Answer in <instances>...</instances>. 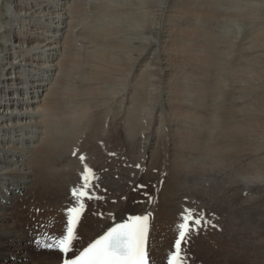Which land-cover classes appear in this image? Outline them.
I'll list each match as a JSON object with an SVG mask.
<instances>
[{"label":"bare ground","instance_id":"obj_1","mask_svg":"<svg viewBox=\"0 0 264 264\" xmlns=\"http://www.w3.org/2000/svg\"><path fill=\"white\" fill-rule=\"evenodd\" d=\"M16 1L17 9L21 12H24V14L28 13L31 16L35 13H42L46 11V6L48 5V3L43 4L42 1L48 2L50 0ZM53 1L51 0V2ZM116 1L117 0H111L113 5L115 3V6ZM125 1H120V3L123 4V2ZM132 1L134 3L135 0H130V3ZM136 1L140 2V0ZM244 1L248 6L251 3H264V0ZM83 2L84 0H64L62 3V8L64 7L65 9V16H63V18H60L59 16L46 18H50V20H44L43 22H41V24L43 25V30L40 32V35L38 34L37 36H34V33L27 32L29 29L28 26L30 22L26 23V19L24 20L23 24L24 29L26 28V33L23 31L21 35L18 33L14 35L16 42H20L22 44L26 43L27 46L28 44H30L31 49L48 47V49H46L48 51H51V49H54V47L51 48V46L57 43L62 44L63 49L61 54L62 56L58 60V62H56V64H49L48 69L46 70L51 71L53 70L51 67H53V65H57L54 70L58 69V72L60 71V73L58 74V76H56L55 79L50 78L48 75L44 76V74H37V72L34 73L32 71H28L27 73H24L19 72L18 70L14 71L18 75H11L9 78L10 80L13 79V88L19 95H25V90L30 89V93L33 94V97L39 98L40 96H43L42 99L38 101V103L42 101L41 107L43 108V110L41 114L38 115L35 114L33 111L31 112L29 110L31 106H28L26 103H32V107H34L33 103L35 99L33 98L25 102L22 98H20V100H16L12 97L8 99V102H0V108L2 107V105L4 106L2 110L0 109V119H2L0 122L1 124L4 123L3 121H5L3 120L4 116V119H7V122L5 121L4 124L8 128H12L13 125L19 123L20 121H22V123L28 122L27 126L29 125L31 127H36V123H38V127L39 125L40 127H42V130L40 129V132L34 130V135H37L36 133H38V136L35 137L34 135H31V138H29L28 144L25 148L28 149V153H30L29 156L26 155L27 158L23 162L24 167L28 171H24L21 175L16 174L18 173V170H14V172L12 173H7L11 174L13 177H16L18 180L20 178L29 177L30 185H27L29 186L27 192L25 194H18L19 192H21V183L19 184L18 181L17 183H9L7 185V188H0V264H60V262L62 261L63 254L59 253V251L57 250L48 249L46 245L53 243V241L58 238V235H61L63 233L62 226L60 224V219H63L64 217V215H61V212L62 208L65 209V206H63L62 204V202L65 201V197H69L70 199V195L73 194L74 190L77 191V193H79L80 190H83L84 192H87V190H96L98 191V194L100 191L102 193L104 192L106 194H109V197H112L111 195L113 194L110 195V193H113L114 190L119 189L120 187H124L120 185V182L117 184V179L119 178V175L125 173V171L119 168L117 162L121 158L125 162L133 161L131 157L133 152L132 148L134 147V143L136 142V139L133 140V132H140V129L143 128V125L141 123L142 116L140 115V103H142L144 100L146 101V99H143V101H141V98L147 93L145 86V80L147 79V75L139 73L138 75L136 73L137 75L132 76L131 80H133L134 82L136 81L137 84L141 86L137 89L136 92L133 91L134 93L131 94L129 101L130 105L127 106L124 115L118 118L119 120L115 119L116 115L112 114V116H108L107 112L100 106L101 104H99V101L101 102V100H106L105 102H108L111 97V92L117 90L116 84H121L123 85L122 87L125 88V78L127 77L128 71L131 67L126 59L121 58V55H119L118 51L112 50V48L109 47L110 43L108 42L110 41L105 42L104 39L99 44V46H97V48L93 50L89 49V52L88 50L85 51L84 54H86V52H88V54H82L83 58H79L76 55L75 51L77 52V49H75L76 47L73 42L72 30L75 29V26H77L80 19H82L81 17L84 9ZM107 2L106 5L108 4ZM225 2L226 0H171V5L169 6L170 9L176 12H184V14H187V16L195 14L196 16L202 18H205L206 16L219 18V15L222 10L218 9L223 8V5H226ZM126 3H128V0L126 1ZM101 4L93 5L94 7H99ZM90 5H92V3ZM106 5L104 4L103 6ZM123 5L125 6V4ZM136 5H132V7H137ZM158 5H161V3H158L157 7ZM242 5L240 7H242ZM129 6L131 5L129 4ZM179 6H181V8H179ZM50 7L53 6L51 5ZM117 7L120 9L119 6H116V8ZM118 8L116 12L119 11ZM231 8L234 9L233 7ZM258 8L260 7L258 6ZM133 9L134 8H132V10ZM254 9L256 10L255 7L252 8V10ZM99 10L100 9L98 8V11ZM101 10L100 12H102ZM110 10L111 12H114L116 9ZM126 10L128 11L129 9ZM136 10L138 11V9ZM47 11L50 10L48 9ZM258 11L259 10H257V12ZM123 12L128 13L125 10ZM257 12L254 11V13ZM119 13L120 12H118L117 14L119 15ZM48 14L49 13H47V15ZM246 15L250 14L245 12L243 16ZM106 16L110 17V15L108 14H106ZM258 16H260L259 12L257 17ZM56 17L58 18V24L54 27H51V19ZM100 17L102 18L103 16ZM179 17L181 18L182 16ZM123 19H125V17ZM99 20L101 21L102 19L99 18ZM29 21H31V19ZM259 21L262 20L259 19ZM106 22L110 24L109 21ZM125 22L126 21H124V23ZM172 22L176 23L177 21H175L174 19ZM179 22L180 21L178 20V24L176 25H179ZM63 23L65 24L63 25ZM107 23L105 24V26H108ZM103 24L104 22L102 23V25ZM111 24L113 25V23ZM182 24H184L182 28L178 27L181 29H179L180 32L178 33L176 31L175 33H173V38L169 44L173 45L174 47L168 46L170 47V52L166 54V56H168L166 60L167 62L165 63L167 64L165 65L166 72H170V74L168 73V75H170V77L174 76L171 82L172 86L170 87L172 88L171 93L173 97L171 96L168 103L169 111L171 114L170 116L173 117L171 120L174 121V124L177 127L172 129V132L170 131L171 133L169 134L172 139L171 144H173V147L169 148L166 142H160L158 141V139H156V142H153L152 145L148 147L146 159H143V167L141 169V172L138 174L139 179L137 178L139 184L144 185L145 190L138 192V194H136V197L129 193L128 198L124 201H122L119 197L120 201L116 200L117 202H115V204L109 203L110 206L105 209L102 208L101 210L99 209V211L89 212L87 216H85V218H87L86 220L89 221L85 223L82 219L79 225L77 224L78 227H75L77 239L73 241L72 252L77 254L91 240L103 234L110 227H113L122 222L130 221L132 217L137 215L149 218V213H153L155 215V218L157 217L160 229L155 233V235L152 234V236H154L155 238V243L150 245L149 239L151 237L149 238V236L151 234H149L150 230L148 223V264H168L167 258L169 256V251L170 253L172 252L171 250H176L175 253L177 252L175 242L177 240H180V243H185V241L190 236H193V239L195 241L197 240L199 242V245L203 246V248L206 249L204 255L202 256L205 258L203 264H264V206L260 205L261 202L256 203L255 206L246 205V207H243L242 204H237V207L233 204L228 205L224 201L221 195L222 193L220 194L221 190H215V186L212 183L209 185V187L211 188L210 191L196 193L199 194L202 198H204V200H207L209 202V204L206 205L208 206L207 211L200 210L196 213L200 212L206 214L209 220L204 221L202 219L199 225H194L195 221H193V229L197 231V233L194 232L193 235L191 227L189 226V224L191 225V222H189L185 229L187 233L186 236L183 238H181L180 236L181 229L179 228V225L181 221H183V219H180L181 214L179 213L181 212L182 207L180 208L179 203L175 201L176 199L174 200V197L178 196V199L181 200L182 197L191 195L193 190H196L198 188L195 187L196 185L201 188L200 185H203L202 180L205 178H208V180L213 181L214 184H217L218 179H222L221 181H223L224 178H221L222 174H219L220 171L223 170V167L219 169L216 167V165H224V162L222 161L223 163H220L219 160H226V158L231 157H239L241 154L255 150L253 149L255 148L253 147L254 145L248 143V141L250 140L249 138H251V136H253L255 132L262 130L264 124V119L262 116L248 117L246 115L244 119H241L239 121L238 118L241 116H239L237 120H232L234 114L237 113L236 111H234L228 106H224L223 108L219 109V111L217 108L211 107L208 104L207 99L210 101L215 95V87L213 86L214 83L212 84L211 82V77L213 76L212 73H214L215 70L212 68L218 67V54L215 51L217 49V46L215 48L210 47L206 44V42L201 41L202 34L200 33V31H194L192 29H189V26L185 20L182 21ZM261 24L263 25V23ZM114 25H116V23ZM259 26L261 25H258L257 29H262V27H264V25L261 28ZM80 32L82 31L80 30ZM99 32L100 30H97L93 34V36L97 39L101 38V33ZM86 33L87 32H85V34ZM78 34L81 35V33L79 32ZM107 35L110 36V34ZM254 35L256 36V33H254ZM91 37H89V39ZM90 41L94 40L92 39ZM94 46H96V44H94ZM140 47L142 48L143 45ZM90 50H92V52H90ZM55 54H57V49L52 52L51 60H54L53 55ZM58 56L59 54H57L55 59H57ZM49 58V52L46 53V56L44 53L43 56L39 54V56L37 57L33 56V53L31 52V55L26 58V62L28 63V65L31 66L33 64H37L36 61L39 60L42 62L38 63V65H42L50 61ZM244 64L243 68L246 65ZM8 69H10V67ZM240 70L242 71V69ZM231 72H233V70ZM74 73H80L81 75L80 77H76ZM237 78L238 77H236V79ZM184 80H186V82ZM190 81L197 82L195 83L197 84V86L185 87L186 83ZM108 83L111 84V91L106 90V84ZM41 87L42 89H40ZM6 89L7 88H3L2 90H0V92H6ZM241 89L239 88L240 91ZM40 91H42L41 94H39ZM43 92H45L44 95ZM190 92L193 93V97L189 100L190 103H187L186 100L188 99ZM3 94L6 95V93ZM34 94H37V96H34ZM239 96L241 95L239 94ZM241 99L243 101V98ZM96 104H99L97 108ZM19 105L20 107H18ZM242 106L243 105L241 104V108L243 109ZM16 108L19 109L17 113L14 112ZM8 110H11L10 113L13 116H5L9 113ZM4 111H6V113ZM217 118L221 119L220 123L215 121ZM1 127V129H4L3 125ZM160 132V130L156 132L157 137H159ZM164 133L167 134L166 132ZM33 139L34 143L32 144L31 140ZM11 148L12 149L10 153H7V157L2 156V154L0 155V164L2 162H6L8 158V161L15 160V162L18 163L19 158H22L21 155L23 154V149L22 152H20V149L18 147L17 148L19 150H17L14 146H12ZM168 148L171 151L170 158L168 160V162L171 164V167H169L170 170L167 172L168 176L166 175L167 177H164L163 168L167 161L164 157ZM0 150L4 151V149ZM197 151H199V154H202V156L207 157L206 161L210 163H208L209 165L206 164L208 166L201 165L197 167H191L192 163L194 162L191 158L194 157L193 159H195L196 157H199V154L195 153ZM260 161H262V159ZM187 163L189 165H187ZM18 168L20 169V166ZM255 169H257V167ZM85 177H87L86 188ZM188 177L192 178V184H189L188 186H186L185 184L182 186L181 184V187L180 182H182V180L187 179ZM161 179H163V182L162 185H159ZM173 179H176V181L173 182ZM118 186L120 187L118 188ZM156 186H158L156 189L159 188V190L161 191L160 195L162 196H160V199H158V203L154 204L151 199L149 200V196L146 195V197H144V194L146 192H149V189L152 190ZM227 190L228 188H223V194L224 192L226 193ZM94 191H92L91 193H94ZM20 195H24L23 198H19L20 200L22 199V201H18V197ZM180 196L181 198H179ZM38 197H41V200L46 199L44 200L45 202L40 201L38 203H33L32 198L38 199ZM72 197L75 196L72 195ZM71 199L73 200V198ZM3 200L4 202L1 203V201ZM131 200H134L133 205L127 207L129 205H126V203L128 201L130 202ZM260 200H264V196L262 194ZM182 201L181 203H183ZM101 207L103 206L100 205V208ZM100 212L102 214V218H100ZM184 212L188 214L187 211L184 210ZM82 223H85L86 225H83ZM232 223L238 227H235L233 228V230H230L228 229V227L233 226ZM82 225L85 227L83 228ZM243 226H245V228L248 226L254 228L257 232V237H259V239H257L256 237H248L247 235H245L246 232L242 231ZM43 228H45L44 230L46 231H42L43 234H39L40 230H43ZM204 229H206V234L202 233L203 231L201 232V230ZM81 231L84 232V236L81 239L82 241L77 244V242L80 241H78V235ZM224 231L225 235L223 236ZM32 232L34 233L33 236H40L38 237V239L42 241L41 246L43 247V250L39 252L41 256L38 255V257L36 258H33L31 256V251L27 246V244H30L27 243L28 233L33 234ZM241 232L245 234L240 237L239 235L241 234ZM233 235L234 237L239 236L240 241L238 242V244H233L232 248L228 250L226 245L229 241L226 240V238L231 237L233 239ZM170 241H175V245L171 244L170 246ZM199 245L197 246L198 251L202 250L201 246ZM151 247H153L154 251L151 250ZM68 255L71 256V253H69Z\"/></svg>","mask_w":264,"mask_h":264},{"label":"rangeland","instance_id":"obj_2","mask_svg":"<svg viewBox=\"0 0 264 264\" xmlns=\"http://www.w3.org/2000/svg\"><path fill=\"white\" fill-rule=\"evenodd\" d=\"M40 1H42V0H40ZM63 1L64 0H55L53 2H51V0L48 2L42 1L43 4L48 3V5L46 6V9L47 10L49 9L50 11L46 10L42 13H35L34 15L30 16L28 13L24 14V12H21L17 9V6H16L17 1L16 0H0V10H1L0 11V90H2L3 88H7L6 92H2V91L0 92V102L1 103L8 102L9 101L8 99H10L12 97H13V99H16V100H18V99L20 100V98H22L25 102L30 100L31 98H33V99H35V101L33 103L34 107H32V103H26L28 106H31L29 110L31 112L33 111L35 114H38V115L42 113V110H43V108L41 107L42 101H40L39 103H38V101L40 99H42L43 96H40V97L38 96L39 98L33 97V94L30 93V89L25 90V93H26L25 95H23V96L19 95L16 92V90L13 88V84H12L13 79L10 80L9 78L11 75L15 76L17 73L14 71L18 70L19 72H24V73H27L28 71H32L34 73L37 72V74H41V75L44 74V76L48 75L50 78L55 79L56 76H58V74L60 73V71L58 72V69H56L57 71L54 70L55 67H57V65H53V67H51L53 70H51V71H46V70L48 69L49 64H56V62H58V60L61 58L63 46L60 43L53 44L51 46V48L54 47V49L53 50L51 49V51L47 50L48 47L31 49L30 44H28V46H27L26 43L22 44L20 42H16L14 35H16L17 33L21 35L23 33V31L26 33V28L24 29V27H23L25 19H26V21H25L26 23L30 22V24L28 26L29 29L27 32L28 33L29 32L34 33V36H37L38 34L40 35L41 34L40 32L43 30V28H42L43 25L41 24V22H43L44 20H46V21L50 20V18L49 19H46V18L54 17V16H59L60 18H63V16H65L64 15L65 9H64V7L62 8ZM120 1L122 2L125 0H117L116 1V6L120 7V9L117 7L119 10L118 12H120L118 15L117 14L118 12H116L117 8L115 6V3L113 5L111 0H105V1L104 0L103 1L102 0H84V2H83V8L84 9H83L82 17H81L82 19H80L78 25L75 26V29L72 30L73 31L72 37H73V42H74L75 47H76L75 49H77V52L75 51V53L79 58H83L82 54H84L85 51L88 50V52H89V49L93 50V49L97 48V46H99V44L104 39L105 42L110 41V42H108V43H110L109 47L112 48V50L118 51L119 55H121V58L126 59L128 61V63L130 64L131 68L129 69L127 77L125 78V81H126V83L124 84L125 88L122 87L123 85H121V84H116L117 85L116 89L118 91L119 90L120 91L118 92L115 89L116 91L111 92V94H110L111 97L109 100L110 102L108 100H107L108 102H105L106 100L105 101L101 100V102L99 101V104H101L100 106L102 107V109H104L107 112L108 116H112V114L116 115L115 119L119 120L118 118H120L124 115V113L126 112L127 106L130 105L129 101H130L131 94L136 92L137 89L141 86V85H138L136 81L134 82L133 80H131L132 76H135L138 73L147 75V79L145 80V83H146L145 86H146V92L148 94L146 93V95H144L141 98V101H143V99H146V101L144 100L145 104H144V101L142 103H140V113H141L140 115L142 116V118H141L142 122L141 123L143 125L142 126L143 128L142 129L139 128L140 132L139 131L133 132V136H134L133 140L136 139L135 140L136 142L134 143V147L132 148L133 152L131 155L133 161H128V162L126 161L125 162L121 158L117 162L119 168L121 170L125 171L124 174L119 175V178L117 179L118 180L117 184L120 182V185H122L124 187L118 186V188L120 187L119 189H116L113 191V193H110V195L111 194L114 195V196L111 195L112 197H109V194H106L104 192H103L104 193L103 194L100 191L98 194V191H96V190L95 191L94 190H87V192H85V195L79 196V198H77V196L72 197L73 194L70 195V199H69V197H65V201L68 198V200H67L68 202L67 201L62 202L63 206H65V209L62 208L61 215H64V217H63V219H60L61 220L60 224L62 226L63 232L66 229L65 226L67 225L66 221H67V209L68 208L74 207V208H77L80 210V218H79V221L77 223L79 225V223L82 219H83V222H85V223L89 221V220L87 221L86 220L87 218H85V216H87V214L89 212L99 211V209L101 210L102 208L105 209L108 206H110V204H115V202L120 201V198L122 201H124L125 199L128 198L129 193L131 195H134V197H136V194H138V192L144 191L145 190L144 185L139 184V182H138V179H139L138 174L141 172V169L143 167V165H142L144 163L143 159L144 160L146 159L148 147L150 145H152L153 142H156V139H158V141H160V142H166L167 146L169 148L173 147V144H171L172 139H171V136L169 134L172 132L171 131L172 129L177 128V127L175 126L174 121L171 120L173 117L170 116L171 114L169 111V104L168 103H169V99L171 98V96L173 97V95L171 93L172 88H170V87L172 86L171 82H172L174 76L170 77V75H168V73L170 74V72H168V71L166 72L165 65H167V64H165V63L167 62L166 60H167V56H168V55L166 56V54L168 52H170L169 48L171 46H173V45L169 44L173 38V33H175L176 31L178 33L180 32V30H181L180 28H182L184 26V24H182L183 20H185L187 22L189 29H192L194 31H197V30L200 31V33L202 34L201 41L206 42V44L210 47L215 48L217 46V49L215 51L218 54V58H217V66L218 67L212 68L215 70H214V73H212L213 78L211 77V79H212L211 82H212V84L214 83L213 86L215 87L214 88L215 95L210 101L207 99L208 104L211 107L217 108L218 110L223 108L224 106L230 107L231 109H233L234 111L237 112L234 114V117L232 118V120L233 119L237 120V118L239 116H241L238 118V121H239L241 119H244L246 115L248 117L249 116H262L264 119V116H263L264 115V111H263L264 110V58H263L264 57V29H263L264 27H262L264 25V3H251L248 6L244 0H241V1L240 0H226V2H225L226 5H223V8L218 9V10H222V12L219 15V18H217V17L213 18L212 16H210V17L206 16L205 18H202V17L196 16L195 14H191L190 16H187V14H184V12L183 13H181V11L176 12V11L170 9L169 5H171V0H166V1L165 0H159V1L158 0H147V2H146V0H144V1L140 0V2H137L135 0L134 3H133V1L130 3V0H128V3L131 6H129V4L126 3V1H127L126 0L125 2H123V4H125L126 7L123 4H121ZM148 1H150V2H148ZM106 2L108 3L107 5H106ZM113 2H115V1H113ZM91 3H92V5L93 4H95V5L101 4L102 6L100 5L101 8H100V6L94 7V5L93 6L90 5ZM103 3L106 6H103L104 5ZM153 3H155L156 5ZM158 3L159 4L161 3V5H158V7H157ZM134 4L135 5L137 4L136 5L137 7H132V5L135 6ZM252 4L256 5L257 7L253 6ZM51 5L53 7H50ZM241 5H242V7H240ZM244 5H245V7H244ZM230 6L233 7L234 9H232ZM250 6L252 8L255 7L256 10L255 9L252 10V8ZM258 6L260 8H258ZM104 7H105V9H104ZM121 7L124 9H122ZM248 7H249V9H248ZM91 8H94V9H91ZM98 8L100 10L102 9L101 10L102 12H100V10L98 11ZM132 8H134V9L132 10ZM179 8H181V6H179ZM110 9H116V10L114 12L112 11L113 12L112 13ZM121 9L123 11L125 10L128 13H124ZM126 9H129V10L127 11ZM136 9H138V11ZM240 9H242V10H240ZM236 10L238 13L236 12ZM249 10H251V11H249ZM257 10H259L258 11L259 15H260V16H258L259 18L257 17V15H258ZM103 11H105V12H103ZM254 11L257 13H254ZM95 12L96 13L99 12V13L96 14ZM138 12H139V14H138ZM245 12L249 13L250 15L243 16L245 14ZM47 13H49V14L47 15ZM121 13H122V15H121ZM106 14L110 15V17L106 16ZM100 16H103V17L101 18ZM104 16H106V17H104ZM113 16H115V17H113ZM157 16H159V17H157ZM179 16H182V17L180 18ZM119 17L120 18L122 17V18L120 19ZM124 17H125V19H123ZM166 17H168V18H166ZM237 17H239V18H237ZM99 18L102 20L100 21ZM30 19H31V21H29ZM57 19H58L57 17L51 19V21H52L51 27H54L55 25L58 24ZM174 19H175V21H177L176 23L172 22ZM259 19H261L262 21H259ZM39 20H41V21H39ZM123 20L126 22L124 23ZM178 20L180 21L179 22L180 24L176 25V24H178ZM106 21H109L110 24L113 23V25L112 24L110 25ZM103 22H104V24L102 25ZM105 22L108 24V26L109 25L110 26L109 27L107 25L105 26V24H106ZM115 23H116V25H114ZM261 23H263V25ZM64 24L65 23H63V25ZM258 25H261L259 27L260 28L262 27V29H257ZM178 27H180V28H178ZM103 28H105V29H103ZM116 28H118V29H116ZM80 30L82 32H80ZM97 30H100L99 33H101V38L104 35H105L104 36L105 38L104 37L102 39L101 38L100 39L95 38L93 36V34ZM258 30L260 33L258 32ZM106 31H107V33H106ZM110 31H112V32H110ZM120 31H121V33H120ZM78 32L81 33V35H79ZM85 32H87V33L85 34ZM254 33H256V36L254 35ZM107 34H110V36ZM86 35H88V36H86ZM89 35H91L92 37ZM120 36H121V38H120ZM251 36H253V37H251ZM89 37H91V38L89 39ZM150 37H152V38H150ZM92 39L94 41H90ZM95 41H98V42H95ZM255 42H257V43H255ZM115 43H118L119 45L115 44ZM138 43H139V45H138ZM94 44H96V46H94ZM113 44H114V47H113ZM142 45H143V47L141 48L140 46H142ZM168 46H170V47H168ZM89 47H91V48H89ZM175 47H176V45H175ZM228 47H230V48H228ZM131 48H133V49H131ZM55 49H57V54H59V56L57 59H55V57L57 56V54H55V55H53L54 60H51L52 52H54ZM134 49H136V50H134ZM27 50H30V51H27ZM92 50H90V52H92ZM31 52L33 53V56H35V57L39 56V54L43 56L44 53L46 56V53L49 52L50 53V58H49L50 61H48L42 65H38V63H41L42 61L37 60L36 61L37 64H33L30 66L26 62V58L31 55ZM88 52H86V54H88ZM86 54H84V55H86ZM80 55H81V57H80ZM226 56H227V58H226ZM164 58H165V60H164ZM258 58H260V59H258ZM221 62H222V64H221ZM257 62H259V63H257ZM260 63H262V64H260ZM243 64L245 65L244 68H243ZM145 65H146V68H145ZM223 66H225L227 68H225ZM9 67H10V69H8ZM157 67H159V68H157ZM160 68H162V69H160ZM220 68H221V70H220ZM235 68H236V70H235ZM240 69H242V71ZM244 69L247 71H245ZM232 70H233V72H231ZM155 71H156V73H155ZM160 72H162V73H160ZM78 74L74 73V75L76 77L77 76L80 77L81 74L80 73H78ZM162 75L165 77H163ZM155 76L158 78H156ZM246 76H248V77H246ZM236 77H238V78L236 79ZM242 77H243V79H242ZM184 81L186 82V80H184ZM192 82L193 81L186 83L185 87L197 86V84H195L197 82H193V83ZM128 83H129V85H128ZM189 83H191L192 85ZM217 83H218V85H217ZM108 84H106V88H107L106 90L111 91V86H110L111 84L110 83H108ZM193 84H195V85H193ZM221 88H223V89H221ZM234 88H236V89H234ZM239 88L240 89L242 88L241 91L239 90ZM40 89H42V87ZM236 90H238V91H236ZM166 92H168V93H166ZM3 93H6V95ZM41 93H42V91L39 92V94H41ZM114 93H115V95H114ZM44 94H45V92H43V95ZM239 94L241 96H239ZM194 95H195V93H194ZM218 95H220V96H218ZM34 96H37V94H34ZM238 96H239V98H238ZM192 97H193V93L190 92L188 99L186 100L187 103H190L189 100ZM240 97L243 98V101ZM257 100H259V101H257ZM120 101H121V103H120ZM231 102H232V104H231ZM118 103H120V104H118ZM212 103H213V105H212ZM99 104H96V108L98 107ZM105 104H106V106H105ZM117 104L120 106H118ZM241 104L243 105L242 106L243 109L241 108ZM8 106H5V107H8ZM3 107L4 106L2 105V107L0 109L2 110ZM18 107H20V105ZM22 110H24V109H22ZM246 110H248V111H246ZM18 111H19V109H17V108L14 110V112H16V113ZM4 112L6 113V111H4ZM8 112L9 113L5 116L10 117L12 115L10 113L11 110H8ZM249 113H250V115H249ZM256 113H258V114H256ZM254 114H256V115H254ZM0 115H1V112H0ZM4 118L5 117L3 116V120H5L7 122V119H4ZM1 120L2 119H0V122H1ZM5 121H3V122L5 123ZM215 121L220 123L221 119L217 118ZM4 123H2V124L0 123V149H4V151L0 150V155L2 154V156L7 157V153H10L12 146H14L17 150L20 149V152H22V149H23V154L21 155L22 158L21 159L19 158L18 163H16L15 160L8 161V159H9L8 158L6 160V162H2L0 164V188H7V185L9 183H17V181H18L19 184L21 183L20 184L21 185V190H20L21 192H19L18 194H25L28 190V187H29L27 185H30L29 184V180H30L29 177L28 178H26V177L20 178L18 180L16 177H13L11 174H7V173H12V172H14V170H18V173H16V174L21 175L24 171H28L24 167L23 162L27 158L26 155L29 156L30 153H28V149H25V148L28 144L29 138H31V135L35 134L34 130H37L38 132H40V129L42 130V127H40V125L38 127V123H36V127H31L29 125L27 126L28 122L22 123V121H20L19 123L15 124V125L12 124L13 125L12 128H8ZM170 123H172V124H170ZM2 125H3L4 129H1ZM159 130L161 132L159 134V137H157L156 132ZM164 132H166L167 134H165ZM36 134L37 135H34L35 137L38 136V133H36ZM34 136H33V138H34ZM251 138H253V139H251ZM251 138H249L250 140L248 141V143L251 145H254L253 147H255V148H253V149H255V150L248 151L249 153L246 152L244 154H241L239 157H231V158H226V160H223V159L219 160L220 163L222 161L224 162V165H216V167L219 169L223 167V170L220 171V173H219V174H222L221 178H224L223 181H221L222 179L221 180L218 179L217 184H214L213 181L208 180V178H205L202 180L203 185H200L201 188L198 185H196L195 187L196 188L198 187V188L196 190H193L191 195L185 196L182 198L180 196L179 198H181V200L178 199V196H176V197L173 196L174 200L176 199L175 201L179 203L180 208L182 207L181 208L182 213L181 212L179 213V214H181L180 219H183V221H181V223H185L186 225H188L189 222H191V225L189 224V226L191 227L192 235L194 232L197 233V231L195 229H193L195 223H194V225H192V222L195 221V219H199L200 221L202 219L204 221L209 220V218L207 217L206 214H203L200 212L196 213L197 211H200V210H206L207 211L208 206H206V205L209 204V202L207 200H204V198H202L199 194H196V193L204 192V191H210L211 188L209 187V185L211 183L215 186V190H221L220 194L222 193L221 195H222L224 201L228 205L233 204L237 207V204L238 205L242 204L243 207H246V205L247 206H251V205L255 206L256 203L261 202L260 205L264 206V200H262V201L260 200L261 194L264 196V162H263L264 161V124H263V129L255 132L253 134V136H251ZM31 141H32L31 143L33 144L34 139ZM145 142H147V143H145ZM169 148L166 150V155L164 157L167 160L166 164L164 165V168H163V173H164L163 176L164 177L168 174L167 172L170 170L169 167H171V164L168 162V160L170 158V154H171V151ZM145 150H146V152H145ZM26 151H27V153H26ZM195 153L199 154V151H197ZM253 154L257 158H255L253 156ZM144 155H145V157H144ZM190 157H191V155H190ZM259 157H260V159H259ZM261 157H263V158H261ZM193 158L194 157L191 158L192 161H194L192 163L191 167H197V166H201V165L208 166L210 164L209 162L206 161L207 157L202 156V154H199V157H196L195 159H193ZM247 158H249V159H247ZM261 159H262V161H260ZM255 160H258V161H255ZM248 161L251 163H249ZM252 161H253V163H252ZM259 161H260V163H259ZM255 162H256V164H255ZM217 163H213V164H217ZM206 164H208V165H206ZM257 164H259V165H257ZM187 165H189V164L187 163ZM19 166H20V169L18 168ZM256 167H257V169H255ZM190 169H193V168H190ZM189 171H192V170H189ZM175 174H176V172H175ZM162 180L163 179H161V181L159 182L160 184L158 183L159 185H162V182H163ZM175 181H176V179L175 180L173 179V182H175ZM192 181H193L192 178L188 177L187 179L182 180V182H180V186H181V184H182V186L184 184L186 186H188L189 184H192ZM174 186H176V185H174ZM157 187L158 186H156L155 188L152 189L153 192L151 189H149V192H146L144 194L145 195L144 197H146V195H148L149 200L151 199L152 202H154V204L158 203V201H159L158 199H160V196H162V195H160L161 191L159 190V188L156 189ZM225 187L228 188V190L226 191V193L224 192V194H223V188H225ZM155 189H156V191H155ZM121 190H122V192H121ZM16 191H17V189H16ZM92 191H94V193H91ZM127 191H128V194H127ZM77 194H79V193H77ZM89 194H91V195H89ZM23 196L20 195L18 197V201H22V199L20 200L19 198H23ZM39 198H40V200H39ZM71 198H73V200ZM32 199H33V201L32 200L31 201L33 203H38L40 201L45 202L44 200H46V199L41 200L42 199L41 197H38V199L37 198L36 199L32 198ZM153 199H154V201H153ZM14 200H16V199H14ZM37 200H39V201H37ZM73 201H74V203H73ZM181 201L183 203H181ZM3 202H4V200L1 201V203H3ZM135 202H136V200H135ZM127 203H126V205H129L127 207H130L133 205L134 200H131L130 202L128 201ZM186 204H187V206H186ZM85 205L87 206V208ZM100 205L103 207L100 208ZM189 209L192 211L191 212V218H189L190 215H189V212L187 211ZM184 210L187 211L188 214H186L184 212ZM99 214H100V218H102L101 212ZM223 216H224V214H223ZM233 220H235V219H233ZM85 223H82V224L84 225ZM158 223L159 222L157 220V217L155 218V215L153 213H149V230H150L149 234H151L149 236V238L151 237L149 239L150 245L155 243V238H154V236H152V234L155 235V233L160 229V226ZM84 227L85 226H83V228ZM235 227L237 228L238 226L233 224V226L228 227V229L233 230V228H235ZM44 229L45 228H43V230L41 229L39 234H43V232L46 231ZM47 231H48V229H47ZM242 231L246 232V234L241 232V234L239 235L240 237L243 234H245L248 237H256L257 239H259V237H257V232L255 231L254 228H251V226H248L246 228H245V226H243ZM201 232L206 234V229L201 230ZM33 235H34V233L33 234L28 233V242L27 243H30V244H27V246L29 247V250L31 251V254H32L31 256L33 258H36V257H38V255L41 256V254L39 252H41V250H43V247L41 246L42 241H40L38 239V237H40V236L35 237ZM224 235H225V231L223 232V236ZM83 236H84V232L81 231L78 235V238H79L78 241L79 240L80 241L77 242V244L82 241L81 239L83 238ZM239 236L234 237V235H233V239L231 237L226 238V240L229 241L226 245L228 250H230L232 248L233 244H238V242L240 241ZM60 237H61V235L59 234L58 238H60ZM174 242L172 241L170 243V246H171V244L173 245ZM34 244H35V246L36 245L37 246L35 247ZM175 244H176V242H175ZM198 245H199V242L197 240L195 241L193 239V236H190L185 241V243H180V250H181L180 251V256H181L180 259L182 260L183 264H203L205 258L202 256L204 255L206 249L203 248V246L199 245V246H201L202 250L198 251V248H197ZM151 250L154 251L153 247H151ZM171 251L173 253L172 252L170 253V251H169L167 263H168L169 259L172 258V254H175L176 250H171ZM224 251H226V250H224ZM35 254H36V256H35ZM216 255H218V254H216ZM214 264H216V263H214Z\"/></svg>","mask_w":264,"mask_h":264},{"label":"snow or ice","instance_id":"obj_3","mask_svg":"<svg viewBox=\"0 0 264 264\" xmlns=\"http://www.w3.org/2000/svg\"><path fill=\"white\" fill-rule=\"evenodd\" d=\"M85 188L87 187V177H85ZM74 196L85 195L83 190H74ZM191 218V210H187ZM80 218V210L77 208L67 209L66 229L61 237L55 239L53 243L46 245L50 250L59 251L62 255V264H147L145 252V236L147 231V217H136L131 224H123L110 228L105 235L91 243L78 255L72 252L73 241L77 239L75 227ZM195 224L199 225L200 220L195 219ZM187 225H179L181 238L186 236ZM177 252L169 259L168 264H183L180 259V240L175 245ZM71 253V256L68 254ZM74 256V258H72Z\"/></svg>","mask_w":264,"mask_h":264},{"label":"flooded vegetation","instance_id":"obj_4","mask_svg":"<svg viewBox=\"0 0 264 264\" xmlns=\"http://www.w3.org/2000/svg\"><path fill=\"white\" fill-rule=\"evenodd\" d=\"M96 236H98V235H96ZM96 236H95V237H96Z\"/></svg>","mask_w":264,"mask_h":264}]
</instances>
